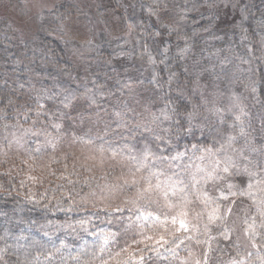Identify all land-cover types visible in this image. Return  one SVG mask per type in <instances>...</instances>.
I'll return each instance as SVG.
<instances>
[{
	"label": "trees",
	"instance_id": "trees-1",
	"mask_svg": "<svg viewBox=\"0 0 264 264\" xmlns=\"http://www.w3.org/2000/svg\"><path fill=\"white\" fill-rule=\"evenodd\" d=\"M101 1L118 9L117 24L100 15L106 31L91 43V28L87 54L62 36L70 1L37 19L29 39L0 17V264L243 256L224 217L207 216L221 204L217 192L195 235L160 218L152 225L124 201L85 200L110 192L117 174L181 177L202 155L225 172L230 197L249 206L241 226L258 251L238 264H264V0ZM26 128L60 137L62 148L29 141L7 152ZM88 152L107 163L96 168Z\"/></svg>",
	"mask_w": 264,
	"mask_h": 264
},
{
	"label": "rangeland",
	"instance_id": "rangeland-1",
	"mask_svg": "<svg viewBox=\"0 0 264 264\" xmlns=\"http://www.w3.org/2000/svg\"><path fill=\"white\" fill-rule=\"evenodd\" d=\"M62 1L65 0H0V17H5L11 23L19 38L29 39L31 34L38 28L36 20L41 17L47 21L46 14ZM67 1L73 3L72 11H75V13L64 19V24L61 27L62 36L70 40L71 46L77 52L80 50L86 54L90 53L91 50L87 46V42L91 35V28L94 29V36L90 37V42L95 43V39H98L101 32L106 31L99 19L100 15L104 16L108 24L111 21V27L115 28V23L117 24V14L115 13L118 9L110 8L108 1L104 4V8H101V0ZM117 36L120 35H113L111 38H119ZM144 119L139 118V123H143ZM9 138L7 152L14 153L25 150L29 141H34V145L39 149L44 147L43 145H48L51 150L58 147L62 148L63 142L60 137L55 138L53 135L45 134L39 130H32V128H26L25 131L18 130ZM75 151L78 152L77 155H82V151L86 150L76 148ZM88 154L90 155L87 160L91 164L94 163L98 169L107 163L102 154L97 156L90 152ZM221 170L215 166L211 159L202 155L189 164L188 169L183 171L184 175L181 177L171 173L158 176L159 173L156 172L149 179L145 175L137 173L130 177L123 176L124 178L118 180L119 174H117L114 179L119 183L113 189L110 188V192L103 190L102 193H97V190H95L85 200L89 204L92 200L93 203L99 201L104 206H107L112 199H114L113 202L117 200L124 201L125 205L133 204L136 209H143V217L151 219L152 225H154L157 218H160L159 224L161 227H167L168 229L174 227V231L177 233L181 231L195 235L197 232L206 230L205 227H200V224H202V208L213 196L212 193L217 192L218 195H221L218 196L222 200L221 204L215 205L216 209H208L207 216L216 219L221 215L224 217L228 235L242 249L244 254L238 258L230 256L225 261H228V264H238L250 254L258 251V247L248 239L245 230L241 226L243 217L249 213V206L234 201L230 197V190L226 192L229 186L224 181L223 175L225 176V172ZM151 180L154 181L148 183ZM125 186L132 189L129 194L122 195ZM187 190L190 193H187ZM90 197L91 199H89ZM217 212L218 215H215ZM157 213H160L159 217ZM181 223L185 227L182 228ZM202 263L198 257L190 264Z\"/></svg>",
	"mask_w": 264,
	"mask_h": 264
},
{
	"label": "snow or ice",
	"instance_id": "snow-or-ice-1",
	"mask_svg": "<svg viewBox=\"0 0 264 264\" xmlns=\"http://www.w3.org/2000/svg\"><path fill=\"white\" fill-rule=\"evenodd\" d=\"M226 170H227V169H225V171H226ZM181 227L183 228V227H185V225H184L183 223H181ZM104 242L107 243V236L104 237Z\"/></svg>",
	"mask_w": 264,
	"mask_h": 264
}]
</instances>
